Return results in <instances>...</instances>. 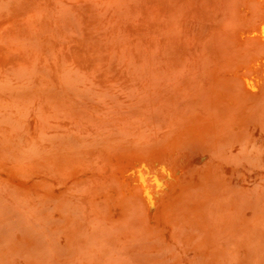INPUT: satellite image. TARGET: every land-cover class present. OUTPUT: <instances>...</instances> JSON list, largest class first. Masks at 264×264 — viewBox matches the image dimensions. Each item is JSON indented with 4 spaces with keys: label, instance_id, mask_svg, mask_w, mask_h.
<instances>
[{
    "label": "rangeland",
    "instance_id": "374dc122",
    "mask_svg": "<svg viewBox=\"0 0 264 264\" xmlns=\"http://www.w3.org/2000/svg\"><path fill=\"white\" fill-rule=\"evenodd\" d=\"M263 27L264 0H0V264H264Z\"/></svg>",
    "mask_w": 264,
    "mask_h": 264
},
{
    "label": "bare ground",
    "instance_id": "6f19581e",
    "mask_svg": "<svg viewBox=\"0 0 264 264\" xmlns=\"http://www.w3.org/2000/svg\"><path fill=\"white\" fill-rule=\"evenodd\" d=\"M263 23V22H262ZM252 32V34L256 37V38H258L260 41H262V42H264V27L263 28H261V29H257V30H252L251 31ZM257 39V40H258ZM255 85H257V84H255ZM160 183V181L158 180V182H157V184H156V186L158 185ZM140 186L141 187H139V188H141L140 189V191L141 192H143V194L144 195H146V194H151V195H154V194H156L157 193V190L153 187V186H151L148 182H147V180L144 178V177H142L141 179H140ZM155 196H157V195H155ZM154 197V196H153ZM159 197V196H158ZM160 199V198H159ZM158 199V200H159ZM155 203V200H153V204Z\"/></svg>",
    "mask_w": 264,
    "mask_h": 264
}]
</instances>
